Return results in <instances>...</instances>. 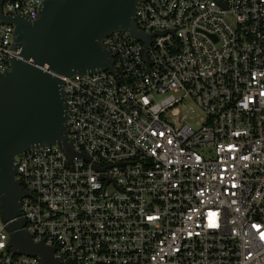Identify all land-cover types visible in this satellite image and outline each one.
Segmentation results:
<instances>
[{
    "label": "built area",
    "instance_id": "built-area-1",
    "mask_svg": "<svg viewBox=\"0 0 264 264\" xmlns=\"http://www.w3.org/2000/svg\"><path fill=\"white\" fill-rule=\"evenodd\" d=\"M42 1L1 12L34 21ZM134 23L149 44L106 37L112 72L61 77L75 157L15 156L17 219L60 264H264V0H139ZM13 30L0 22V75ZM6 226L0 264H40Z\"/></svg>",
    "mask_w": 264,
    "mask_h": 264
},
{
    "label": "water",
    "instance_id": "water-1",
    "mask_svg": "<svg viewBox=\"0 0 264 264\" xmlns=\"http://www.w3.org/2000/svg\"><path fill=\"white\" fill-rule=\"evenodd\" d=\"M1 2L0 22L14 28V55L0 75V218L15 254L60 264L53 249L34 243L17 219L26 193L14 179L15 156L60 145L72 160L61 77L112 72L103 40L115 32H128L145 46L150 36L135 27L139 0H44L34 21L2 15Z\"/></svg>",
    "mask_w": 264,
    "mask_h": 264
},
{
    "label": "rangeland",
    "instance_id": "rangeland-1",
    "mask_svg": "<svg viewBox=\"0 0 264 264\" xmlns=\"http://www.w3.org/2000/svg\"><path fill=\"white\" fill-rule=\"evenodd\" d=\"M195 104L193 102H187L186 105L183 108H175L171 111H168L164 117L168 120V121H173L174 119H178L180 118L182 115L189 113L188 112V108L191 109H195ZM202 118V114L200 111H195L194 115H192V119L189 120L188 119V123L193 126L196 127L195 123H197L199 121V119Z\"/></svg>",
    "mask_w": 264,
    "mask_h": 264
}]
</instances>
